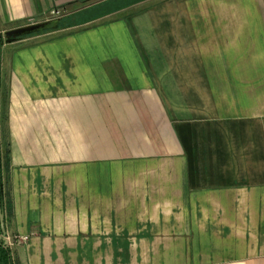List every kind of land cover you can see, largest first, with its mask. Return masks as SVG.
<instances>
[{"label":"crops","instance_id":"1","mask_svg":"<svg viewBox=\"0 0 264 264\" xmlns=\"http://www.w3.org/2000/svg\"><path fill=\"white\" fill-rule=\"evenodd\" d=\"M40 21L0 58L12 264H264V0H0Z\"/></svg>","mask_w":264,"mask_h":264},{"label":"rangeland","instance_id":"2","mask_svg":"<svg viewBox=\"0 0 264 264\" xmlns=\"http://www.w3.org/2000/svg\"><path fill=\"white\" fill-rule=\"evenodd\" d=\"M61 14V12H58ZM54 25V22H28L18 23L14 25L0 26V58L1 52L5 49L4 46L22 40L27 37L36 36L47 31L49 27Z\"/></svg>","mask_w":264,"mask_h":264},{"label":"trees","instance_id":"3","mask_svg":"<svg viewBox=\"0 0 264 264\" xmlns=\"http://www.w3.org/2000/svg\"><path fill=\"white\" fill-rule=\"evenodd\" d=\"M1 44V41H0ZM3 163L5 164V167L7 168L9 166V157H8V151L5 152L3 156ZM2 157L0 152V212L2 211V198H3V191H2ZM4 222V220H3ZM2 234L1 226H0V236ZM0 264H12L11 261V254L9 251V248L7 246L3 245L2 240H0Z\"/></svg>","mask_w":264,"mask_h":264},{"label":"water","instance_id":"4","mask_svg":"<svg viewBox=\"0 0 264 264\" xmlns=\"http://www.w3.org/2000/svg\"><path fill=\"white\" fill-rule=\"evenodd\" d=\"M4 218H3V212H0V226H1V230H2V234L4 235L5 233V229H4V222H3ZM0 240H2V236H0ZM3 245L6 246L7 242L6 240H3ZM1 246V244H0Z\"/></svg>","mask_w":264,"mask_h":264},{"label":"built area","instance_id":"5","mask_svg":"<svg viewBox=\"0 0 264 264\" xmlns=\"http://www.w3.org/2000/svg\"><path fill=\"white\" fill-rule=\"evenodd\" d=\"M3 240H6V239H5L4 237H2V241H3ZM6 242H7V240H6Z\"/></svg>","mask_w":264,"mask_h":264}]
</instances>
